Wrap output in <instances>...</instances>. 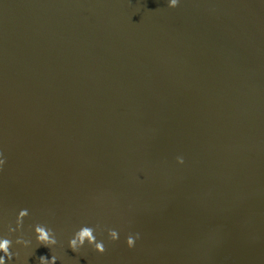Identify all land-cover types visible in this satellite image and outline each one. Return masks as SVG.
<instances>
[{
    "label": "water",
    "instance_id": "water-1",
    "mask_svg": "<svg viewBox=\"0 0 264 264\" xmlns=\"http://www.w3.org/2000/svg\"><path fill=\"white\" fill-rule=\"evenodd\" d=\"M169 2L0 0L7 264H264V0Z\"/></svg>",
    "mask_w": 264,
    "mask_h": 264
},
{
    "label": "clouds",
    "instance_id": "clouds-1",
    "mask_svg": "<svg viewBox=\"0 0 264 264\" xmlns=\"http://www.w3.org/2000/svg\"><path fill=\"white\" fill-rule=\"evenodd\" d=\"M179 0H170L169 7L175 8L178 7ZM2 155V154H0ZM179 163L183 164L184 160L182 157H178ZM5 161L0 160V165H2ZM29 215L27 209L21 210L19 212L17 218V227L22 228L23 220L25 217ZM97 227H99L97 225ZM16 229H10V231H15ZM35 233L37 242L39 245H43L49 247L50 249L57 245L58 240L56 238V233L53 229L49 228L47 225L37 224L35 225ZM109 236L111 240L116 241L119 239V233L117 230L109 229ZM139 238V234H136V237L129 236L127 238V245L130 248L135 247L136 239ZM17 244H23L28 246L31 244L30 240H25L23 238H19L16 240ZM91 245L96 251L103 254L106 251L105 245L102 241H97L96 237V228L91 226H82L78 231H76L73 237L69 241V246L74 252H79L85 244ZM12 241L8 238H0V253H3V256H0V264H7V261L13 259V253L11 251ZM40 264H56L57 257L52 256L51 259H48L46 256L39 257Z\"/></svg>",
    "mask_w": 264,
    "mask_h": 264
}]
</instances>
